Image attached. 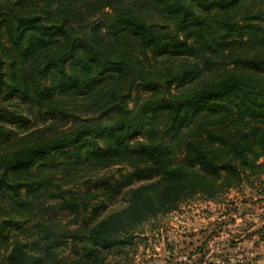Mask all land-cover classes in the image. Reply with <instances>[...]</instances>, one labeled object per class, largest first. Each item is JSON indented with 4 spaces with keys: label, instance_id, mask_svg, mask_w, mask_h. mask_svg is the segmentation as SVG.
Segmentation results:
<instances>
[{
    "label": "trees",
    "instance_id": "obj_1",
    "mask_svg": "<svg viewBox=\"0 0 264 264\" xmlns=\"http://www.w3.org/2000/svg\"><path fill=\"white\" fill-rule=\"evenodd\" d=\"M262 175L264 0H0V264H110Z\"/></svg>",
    "mask_w": 264,
    "mask_h": 264
},
{
    "label": "rangeland",
    "instance_id": "obj_2",
    "mask_svg": "<svg viewBox=\"0 0 264 264\" xmlns=\"http://www.w3.org/2000/svg\"><path fill=\"white\" fill-rule=\"evenodd\" d=\"M119 171L127 170L112 166L90 175L115 179ZM108 204L106 213L120 207L122 202L115 197ZM263 228L264 175L259 181L251 180L213 199L194 197L176 212L150 222L146 228L148 240L138 241L134 248L107 261L110 264H264Z\"/></svg>",
    "mask_w": 264,
    "mask_h": 264
}]
</instances>
